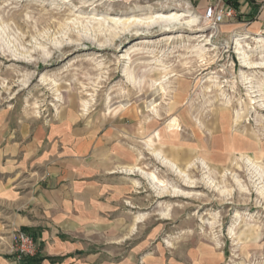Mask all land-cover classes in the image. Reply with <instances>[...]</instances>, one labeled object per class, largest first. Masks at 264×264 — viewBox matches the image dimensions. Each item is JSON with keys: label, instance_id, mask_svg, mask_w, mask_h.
<instances>
[{"label": "rangeland", "instance_id": "374dc122", "mask_svg": "<svg viewBox=\"0 0 264 264\" xmlns=\"http://www.w3.org/2000/svg\"><path fill=\"white\" fill-rule=\"evenodd\" d=\"M178 3L0 0V130L68 118L126 153L120 232L99 239L116 260L264 264V34L218 42ZM171 11L168 29L121 24Z\"/></svg>", "mask_w": 264, "mask_h": 264}, {"label": "crops", "instance_id": "0c3cea01", "mask_svg": "<svg viewBox=\"0 0 264 264\" xmlns=\"http://www.w3.org/2000/svg\"><path fill=\"white\" fill-rule=\"evenodd\" d=\"M178 1L201 14L210 4L230 6L227 0ZM234 9L236 17L213 33L218 42L264 34L263 0H238ZM33 126L20 140L21 134L0 130V264H12L13 228L36 239L41 264H132L130 256L116 260L99 245L120 232L122 189L111 168L128 166L126 153L104 136L85 133L76 120Z\"/></svg>", "mask_w": 264, "mask_h": 264}, {"label": "built area", "instance_id": "2783aa9c", "mask_svg": "<svg viewBox=\"0 0 264 264\" xmlns=\"http://www.w3.org/2000/svg\"><path fill=\"white\" fill-rule=\"evenodd\" d=\"M264 2V0H263ZM202 20L209 29H215L227 19L236 17L233 7L223 4H210L204 8ZM13 255L12 264H23L27 259L34 257L38 251L36 239L21 228H13L10 232Z\"/></svg>", "mask_w": 264, "mask_h": 264}, {"label": "bare ground", "instance_id": "6f19581e", "mask_svg": "<svg viewBox=\"0 0 264 264\" xmlns=\"http://www.w3.org/2000/svg\"><path fill=\"white\" fill-rule=\"evenodd\" d=\"M182 16H186V15L183 12H181V14H179V13L173 12V11L168 12L167 14L162 13V12H155V13H151V14L148 13L145 16H138V17L134 16L132 18H130V17L126 18V20L122 21L121 24H122L124 29H128L132 25H142V26H145L147 28L153 27V26H161L164 29H168V28H170L171 25L180 23V18ZM187 16H188V18L184 21V23L187 26L197 25L199 17L196 14H189ZM182 19H183V17H182ZM197 29H198V31H203L202 28H197ZM206 41H208V40H206ZM234 42H235L234 43V50L237 53V56H238L240 62L243 65L250 66L252 62L250 60L248 51L241 46V44L237 38L234 39ZM242 79H247V77L244 78V76H243Z\"/></svg>", "mask_w": 264, "mask_h": 264}, {"label": "trees", "instance_id": "16d2710c", "mask_svg": "<svg viewBox=\"0 0 264 264\" xmlns=\"http://www.w3.org/2000/svg\"><path fill=\"white\" fill-rule=\"evenodd\" d=\"M227 2L228 5L236 8L238 0H227ZM26 264H41V259L36 257L29 258L26 260Z\"/></svg>", "mask_w": 264, "mask_h": 264}]
</instances>
